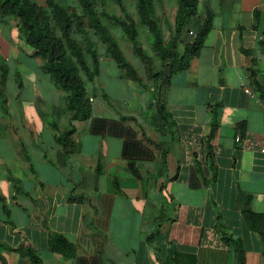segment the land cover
I'll return each instance as SVG.
<instances>
[{
  "label": "crops",
  "instance_id": "crops-1",
  "mask_svg": "<svg viewBox=\"0 0 264 264\" xmlns=\"http://www.w3.org/2000/svg\"><path fill=\"white\" fill-rule=\"evenodd\" d=\"M200 8L199 24L213 14L203 47L150 85L143 114L124 102L130 112L103 115L89 95L108 122L100 133L71 119L18 19H0V264H34L28 246L37 264H264V219L246 217L264 215V101L250 71L263 79L264 0ZM69 130L67 153L56 139ZM55 234L69 256L51 250Z\"/></svg>",
  "mask_w": 264,
  "mask_h": 264
},
{
  "label": "trees",
  "instance_id": "trees-1",
  "mask_svg": "<svg viewBox=\"0 0 264 264\" xmlns=\"http://www.w3.org/2000/svg\"><path fill=\"white\" fill-rule=\"evenodd\" d=\"M0 0V19L15 17L19 21V31L25 42L33 48L35 56L43 59V72L49 80L65 92V103L70 111L73 121H92L93 131H105L108 122L106 118H95L94 103L88 95L87 83L95 82L100 75V54L98 48L103 45L105 54L117 64L124 79L133 80L143 89L153 91L148 83L140 76L135 66L128 60L112 30L120 31L130 41L133 52L140 61L150 64L151 59L146 55L143 45L139 40L137 25L145 27L153 37V46L164 62L163 71L156 76V80L163 75L172 76L182 72L190 66L191 58L203 47L204 42L212 30L213 14L206 10L203 21L196 29L192 41L184 43L182 52L177 50L181 37L189 22L200 15V0H171L177 7L175 30L170 46L166 48L163 42V29L156 20L157 5L164 0H135L136 20L128 14L124 0H108L121 9L122 16L111 14L103 8L98 9V0H75V5L64 6L60 0ZM107 1V0H105ZM104 7L105 5H101ZM261 12H256L257 22ZM110 25H112L110 27ZM121 35V33H120ZM84 36L81 41L78 37ZM91 36L97 39L90 38ZM249 56L250 52L244 50ZM253 88L264 101V77L257 79L258 72L250 69ZM153 77V79L155 78ZM161 117L167 121L168 111L159 105ZM134 117H124V120ZM75 130H69L58 137L57 142L64 147L67 153L73 152ZM108 132L114 136H123L124 127L120 124H111ZM132 131L128 130V134ZM101 166V165H100ZM97 171H101V167ZM134 167V168H133ZM132 168L137 172L135 166ZM139 176V175H137ZM249 223L257 219H264V215L246 212ZM264 229V226H263ZM264 234V231H259ZM51 250L55 253L69 256L71 245L62 235H53L50 239ZM27 255L34 264L40 263V256L32 247L26 248Z\"/></svg>",
  "mask_w": 264,
  "mask_h": 264
},
{
  "label": "rangeland",
  "instance_id": "rangeland-1",
  "mask_svg": "<svg viewBox=\"0 0 264 264\" xmlns=\"http://www.w3.org/2000/svg\"><path fill=\"white\" fill-rule=\"evenodd\" d=\"M40 3L42 0H38ZM64 6L75 5V0H60ZM171 0H164L162 3L157 5V14L156 20L161 25L163 29V42L165 43L166 48L170 46L171 38L173 32L175 30V20L177 16V7L173 6L170 3ZM98 9L102 11L104 8L109 15L116 14L122 16L126 19L125 15L121 13V9L112 1L98 0ZM125 7L127 9L128 14L132 19L136 20L138 24V17L136 16V7L135 0H124ZM101 5H105L102 7ZM202 13V8H200V14ZM112 25H110L111 27ZM199 26V20L196 19L191 20L188 24V27L184 34L192 37L196 33V29ZM139 40L143 45L144 51L146 55L151 59L150 64H146L144 61H140L138 56L133 52L132 45L130 41L120 32L119 30L116 32L112 30L113 34L117 38L122 50L124 51L128 60L135 66L140 76L146 81L149 85L157 84L161 81V79L154 81V74L163 71L164 62L161 60V57L154 50L153 46V37L150 32L139 24L137 25ZM121 33V35H120ZM78 37V36H77ZM81 41L85 39L84 36L78 37ZM92 39H97L95 36H91ZM184 46V42L179 43L177 50L182 52ZM101 60V74L100 78L98 77L95 82H88L87 89L88 95H95V103L97 105H101L104 108V112L101 114H109L112 113L113 116L120 115V113L130 112V108L124 106V102L127 105V102H130V107L137 113L143 114V109L146 107V102L148 104L152 102V95L148 90L138 89V87L133 82H128L119 79V75L121 71L119 70L117 64L111 59V57L105 54L104 46L101 45L98 48ZM47 79H49L47 77ZM162 82V81H161ZM52 83V82H51ZM135 85L136 89L133 90L130 86ZM57 87L56 85H54ZM104 95H108L110 101L113 102V106L110 105L104 98ZM95 104V105H96ZM149 115V110L146 111ZM145 115V114H144Z\"/></svg>",
  "mask_w": 264,
  "mask_h": 264
},
{
  "label": "built area",
  "instance_id": "built-area-1",
  "mask_svg": "<svg viewBox=\"0 0 264 264\" xmlns=\"http://www.w3.org/2000/svg\"><path fill=\"white\" fill-rule=\"evenodd\" d=\"M250 94H252V93L250 92Z\"/></svg>",
  "mask_w": 264,
  "mask_h": 264
}]
</instances>
